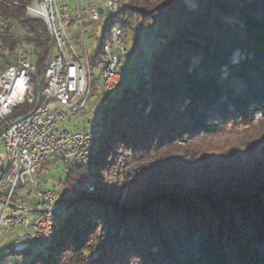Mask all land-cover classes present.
<instances>
[{
	"label": "trees",
	"instance_id": "trees-1",
	"mask_svg": "<svg viewBox=\"0 0 264 264\" xmlns=\"http://www.w3.org/2000/svg\"><path fill=\"white\" fill-rule=\"evenodd\" d=\"M32 1L0 0V65L22 52L37 79L51 36ZM155 19L161 51L105 107L95 171L60 182L71 211L47 255L0 264H264V130L247 135L264 124V0H126L117 22ZM230 126L242 138L208 151Z\"/></svg>",
	"mask_w": 264,
	"mask_h": 264
},
{
	"label": "built area",
	"instance_id": "built-area-1",
	"mask_svg": "<svg viewBox=\"0 0 264 264\" xmlns=\"http://www.w3.org/2000/svg\"><path fill=\"white\" fill-rule=\"evenodd\" d=\"M76 2L72 9L68 0H33L26 8L32 9V16L27 18L46 21L54 41L43 80L36 79V66L22 52L16 63L0 74V142L5 149L4 156H0V231L18 230V240L27 245L24 251L28 252L19 261L46 256L53 235L64 221L68 193L64 189H46L42 184L49 161L55 158L66 166V171L79 167L89 174L96 167L93 144L97 120L73 131L58 127L71 119L70 114L82 112L91 96L84 86L86 62L92 60L87 42H95L105 19L125 6L120 0ZM125 41L126 33L117 37V48L124 51V63L125 57L130 56L139 64L141 56L129 51ZM156 41L157 35H153V44ZM107 62L112 70V84L119 88L126 75L125 64H115L114 52ZM52 102L56 104L53 109ZM29 106L34 108L21 117H12L17 109ZM84 188L94 190L89 185ZM19 252L22 251L8 254Z\"/></svg>",
	"mask_w": 264,
	"mask_h": 264
},
{
	"label": "rangeland",
	"instance_id": "rangeland-1",
	"mask_svg": "<svg viewBox=\"0 0 264 264\" xmlns=\"http://www.w3.org/2000/svg\"><path fill=\"white\" fill-rule=\"evenodd\" d=\"M155 2L159 3L161 0H154ZM72 9H75L76 7V0H68L67 3ZM109 20H105L102 25L99 28L98 34L96 35V41H88V52L92 57L97 55V51H100L103 46V37L106 35V31L108 28ZM159 21L157 19L152 20L149 26H145L142 22L136 25V30L128 33L126 35V47L129 51L135 52L138 55L146 54L150 50V44H152L150 37V33L148 31L150 29L153 30L154 27H156V34L158 30ZM154 31V30H153ZM149 38V39H148ZM158 40V39H157ZM157 42V41H156ZM159 43H155L154 51L159 52V48L156 46ZM153 47V46H152ZM161 51V50H160ZM78 53L82 55V51L78 48ZM153 55V54H152ZM151 55V57H152ZM142 57H140L141 59ZM104 60V55L100 54L98 56V61L101 62ZM35 63V62H33ZM124 69L126 72V78L129 80L130 77L136 78L138 76H147L142 69L136 68L137 63L132 60V57L126 56L125 57V63H124ZM5 70L4 66L0 65V74ZM102 70L103 68L100 66L99 69H94V79L96 81L97 91L94 94H91L88 102L86 103L84 110L80 112L78 115H72L70 114L71 119L65 122H61L59 124V129L61 131L64 130H76L77 128H85L86 123H88L90 120H98L100 123H103L105 121L106 116L109 115L108 112H105V107L108 105L109 102H112L114 99V95L110 93H106L105 95L102 94L103 87H102ZM38 71V70H37ZM44 70H41L42 77H40V80H43L44 77ZM149 73V69H148ZM93 81V84L94 82ZM104 92V91H103ZM105 93V92H104ZM50 107L53 109L56 107V104L54 102L51 103ZM28 107H25V111L28 110ZM252 129H250L249 134L254 133L256 130H259L262 132L264 130V124L262 123H256ZM262 130V131H261ZM99 129V133H100ZM244 128L236 127L232 128L231 126L226 129L224 133L218 134V136L211 138L208 141V151H215V150H221V149H228L231 147L232 142L231 140L242 138V134L244 132ZM242 143L241 139L238 141V143ZM5 149L2 146L0 142V156H4ZM55 158H52L49 161V164L45 168L44 171V180L42 181L43 187L46 189L51 190H57L58 192L62 191L64 188L60 184V182H65L67 178V171L66 166L62 162H56ZM4 164L6 167H8V161L7 159H4ZM109 183H113V180L109 181ZM68 210V211H67ZM71 209H66L65 213L67 214L70 212ZM18 230H11L6 231L5 229H2L0 231V257L2 262H10V261H17L18 257H16L15 254H8L10 251H24L27 247L25 243L18 240L17 237ZM15 244V246H13ZM22 263L26 262V259L23 258L21 261Z\"/></svg>",
	"mask_w": 264,
	"mask_h": 264
},
{
	"label": "bare ground",
	"instance_id": "bare-ground-1",
	"mask_svg": "<svg viewBox=\"0 0 264 264\" xmlns=\"http://www.w3.org/2000/svg\"><path fill=\"white\" fill-rule=\"evenodd\" d=\"M122 6H125L126 0H120ZM125 7L116 9L114 15L108 16L107 20H109L108 28L106 31V35L103 37V46H102V54L104 55L103 65H102V87L103 91L106 93H110L114 95L117 98H121L123 93V87L126 81V75L121 79V84H119V88L114 86L112 84V70H109V62L108 60H111L112 53L114 52L115 55V64H123L124 63V51H122L121 48H117V37H123V34L125 33L124 25L121 23H118L117 20L120 17V15L123 13ZM29 11L32 13V9H29ZM106 20V19H105ZM156 27L153 28L152 33H150V39L153 44V35L156 34ZM148 38V39H149ZM155 46L153 44L152 51H148V53L145 54V58H141V62L144 65L145 73L147 76L149 75L148 69L151 64V55L154 52ZM160 52V50H159ZM94 69H93V57L90 62H86L85 67V79H84V86L88 89V95H91L93 90V81H94ZM98 127L95 131L94 136V144H93V151H95L98 141H99V129L100 125L97 120Z\"/></svg>",
	"mask_w": 264,
	"mask_h": 264
},
{
	"label": "water",
	"instance_id": "water-1",
	"mask_svg": "<svg viewBox=\"0 0 264 264\" xmlns=\"http://www.w3.org/2000/svg\"><path fill=\"white\" fill-rule=\"evenodd\" d=\"M51 46H52V50H53V48H54V41L51 39ZM144 54H142L141 55V57L143 56ZM51 56H52V51H51V53H50V56H49V58H48V60H47V64L50 62V60H51ZM89 192H94V190L93 191H89Z\"/></svg>",
	"mask_w": 264,
	"mask_h": 264
},
{
	"label": "crops",
	"instance_id": "crops-1",
	"mask_svg": "<svg viewBox=\"0 0 264 264\" xmlns=\"http://www.w3.org/2000/svg\"><path fill=\"white\" fill-rule=\"evenodd\" d=\"M77 129H81V128H77ZM77 129H76V130H77ZM43 175H44V174H43Z\"/></svg>",
	"mask_w": 264,
	"mask_h": 264
}]
</instances>
